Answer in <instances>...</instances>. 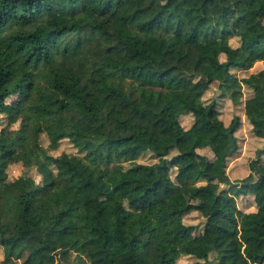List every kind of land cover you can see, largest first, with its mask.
<instances>
[{
  "label": "trees",
  "instance_id": "trees-1",
  "mask_svg": "<svg viewBox=\"0 0 264 264\" xmlns=\"http://www.w3.org/2000/svg\"><path fill=\"white\" fill-rule=\"evenodd\" d=\"M206 3L218 6L213 19ZM256 61L264 65V0H0V121L17 122L13 140L0 132V264H174L181 255L205 264L210 254L214 264H264V139L247 174L229 180L240 118L223 122L202 99L212 82L232 103L246 89L243 116L264 132V69L234 73ZM61 139L76 152L49 153ZM14 153L38 179L7 177ZM142 153L153 161L138 162ZM182 160L175 172L187 191L224 186L193 205L198 225L165 212L167 237L142 210L158 188L176 191L169 171ZM253 177L261 187L240 231L235 198ZM24 224L38 243L9 256Z\"/></svg>",
  "mask_w": 264,
  "mask_h": 264
},
{
  "label": "rangeland",
  "instance_id": "rangeland-1",
  "mask_svg": "<svg viewBox=\"0 0 264 264\" xmlns=\"http://www.w3.org/2000/svg\"><path fill=\"white\" fill-rule=\"evenodd\" d=\"M204 10L206 14L213 19L218 11V6L214 3H206L204 5ZM237 39L232 37L229 39L230 44H236ZM220 58L222 56L220 55ZM263 68L264 65L256 61L252 64L251 68L247 71H234L236 76L245 75L248 71H255L257 69ZM249 92L246 89H241L240 100L236 103H232L227 95H219V90L216 85V82L210 83L209 87L203 92L202 99L208 101L213 99L216 102V108L218 110V117L223 121L227 122L231 115L237 114L240 118V124L235 131V136L237 140V150L228 156L226 162V172L228 174V178L237 179L243 177L247 174V162L253 156V150L255 147L260 146L262 140L264 139V132L262 131H251L250 125L247 123L243 116L242 111V100L245 96H247ZM182 123H188V118L183 119ZM17 128V122L12 123L8 128H5L3 125V121H0V132L8 139L15 138L14 130ZM41 145H46V139L44 135H40L39 137ZM68 152L75 153V147L69 142L67 139H61L58 143V146L54 150H49V153L53 155H57L59 152ZM201 153L210 154L208 150L201 149ZM8 160V165L6 167V175L8 178H12L19 173H26L34 179H38V175L35 172L33 167L22 168L17 162L18 154L14 153L8 155L6 157ZM191 160V156L186 157V161ZM138 162L142 163H150L153 161L151 156L148 153H142L137 158ZM184 160L178 161L175 163L173 167L170 168L169 176L172 180L178 181V188L175 192H165L161 188H158L157 194L152 196L151 203L149 206L143 208L142 212L144 213L147 222L155 227L162 235L170 236V232L164 227L163 215L165 212H169L172 208H178L179 211L176 212V215L182 217L183 222L185 223H196L197 225L200 223L199 215L193 209V205L197 202L209 201L212 196V193L223 187L224 184L219 183H210L207 185L208 191L199 190L197 192L191 193L186 190L183 185V177L179 176L175 172V167L180 166ZM153 176L150 173L142 174V179L145 183H149L152 180ZM260 181L253 177L250 181V191L246 193V195H241L235 198L236 206H237V226L240 231L243 230V226L245 225V214L249 211L254 210L255 206L253 204L252 198L259 191L261 185ZM38 239L36 234L31 231L30 227L26 224L19 230L18 234L13 239L10 249L9 256H12L14 251L22 244L28 245H37ZM2 249L0 247V259L2 258ZM197 262H201L192 256L189 255H181L175 259L174 264H198ZM215 260L208 256L205 264H214Z\"/></svg>",
  "mask_w": 264,
  "mask_h": 264
}]
</instances>
